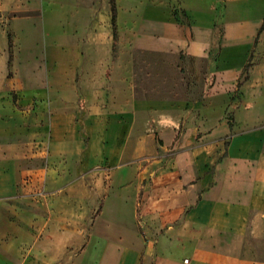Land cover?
Wrapping results in <instances>:
<instances>
[{
    "label": "crops",
    "instance_id": "0c3cea01",
    "mask_svg": "<svg viewBox=\"0 0 264 264\" xmlns=\"http://www.w3.org/2000/svg\"><path fill=\"white\" fill-rule=\"evenodd\" d=\"M17 1L0 264H264V0H64L41 27ZM137 53L175 98L137 94Z\"/></svg>",
    "mask_w": 264,
    "mask_h": 264
},
{
    "label": "rangeland",
    "instance_id": "374dc122",
    "mask_svg": "<svg viewBox=\"0 0 264 264\" xmlns=\"http://www.w3.org/2000/svg\"><path fill=\"white\" fill-rule=\"evenodd\" d=\"M115 3V0H86L88 3H92L93 6L95 5H105L107 8L110 6V3ZM145 0H137V9L141 8L142 3ZM154 1V0H153ZM64 0H19L14 2V7H19L21 9H29L31 13L35 14V17L39 20V25H42V16L44 11H46L48 5L52 3H63ZM103 7V6H102ZM14 14L17 13H10L11 18ZM27 14V13H24ZM17 15H22V13H18ZM3 19V13L0 11V20ZM2 22V21H0ZM6 23V22H4ZM13 42V41H12ZM10 43L8 47L9 56L12 58V54L14 53V45ZM136 86H137V94L138 95H157L165 96L163 93H168L167 97L175 98V93H177V88H181L184 86V83L181 81V74L178 71V67L172 63L165 66L164 70H160V65L155 64L154 70L150 71L149 66L144 64L145 62V55L143 53H137L136 56ZM191 67H195L194 64L190 65ZM197 67V66H196ZM198 68H201L203 71L206 69L205 65H199ZM12 77V73H10ZM197 86L199 84H196ZM200 86V85H199ZM9 99L16 104L17 101V94L11 92L9 94ZM40 104L36 101L32 104V109H35Z\"/></svg>",
    "mask_w": 264,
    "mask_h": 264
}]
</instances>
